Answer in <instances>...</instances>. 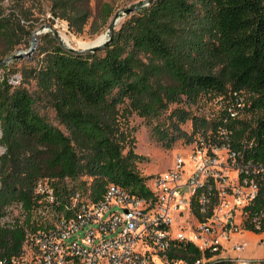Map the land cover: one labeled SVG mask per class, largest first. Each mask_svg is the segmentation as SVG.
I'll return each instance as SVG.
<instances>
[{"label":"trees","instance_id":"1","mask_svg":"<svg viewBox=\"0 0 264 264\" xmlns=\"http://www.w3.org/2000/svg\"><path fill=\"white\" fill-rule=\"evenodd\" d=\"M86 2L51 0L52 19L83 34L91 16ZM114 10L102 2L92 31L108 26ZM26 11L22 3L18 10H0L8 51L21 42L14 40L11 19L20 23ZM43 38L47 46L38 62L21 66L18 82L11 79L17 70L0 75V258L22 255L27 235L46 227L48 212L66 210L77 194L96 201L111 183L150 194L149 176L136 169L144 157L122 115L135 112L152 121L171 104H194L193 110L173 108L165 126L151 125L163 147L213 139L225 125L234 146L264 161V0H153L128 14L112 41L94 52L69 51L49 31L38 36ZM41 102L53 107L59 124L41 112ZM237 102L238 115L231 117L227 107ZM189 120L190 131L183 127ZM42 179L53 189L54 203L36 192ZM211 256L192 242H173L166 259L231 264Z\"/></svg>","mask_w":264,"mask_h":264},{"label":"built area","instance_id":"2","mask_svg":"<svg viewBox=\"0 0 264 264\" xmlns=\"http://www.w3.org/2000/svg\"><path fill=\"white\" fill-rule=\"evenodd\" d=\"M237 106L241 102L227 107L229 116L238 115ZM230 133L224 125L215 138L200 136L187 144L191 167H185L178 153L170 167L149 176V195L115 183L96 201L77 194L66 210L48 212L46 227L27 235L22 255L0 258V264L169 263L166 255L173 242L209 250V260L223 256L231 264H252L255 258L223 252L226 242L242 249L247 240L232 237L235 233H253L264 242V161L248 158L231 142ZM36 192L56 201L46 180L38 182Z\"/></svg>","mask_w":264,"mask_h":264},{"label":"rangeland","instance_id":"3","mask_svg":"<svg viewBox=\"0 0 264 264\" xmlns=\"http://www.w3.org/2000/svg\"><path fill=\"white\" fill-rule=\"evenodd\" d=\"M108 1L110 2L115 10L112 14L109 23L112 18L116 14L119 9H124L131 6H136L139 1L143 0H87V5L91 11V16L89 18V23L86 26V31L83 34H75L72 32L68 26L67 21H64L60 18L52 19V14L50 12V3L51 0H0V10H5V12H9L10 10H18V6L20 3L24 4L27 11L24 16L21 15L20 23H18L17 18L11 19V24L14 27L16 32L15 41H21L20 43H16L13 50H9V43L1 36L0 34V55L1 58H6L12 54L19 52L20 50H26L32 44V39L34 35V30L39 28L43 24L50 25L54 27L60 33L69 37L72 47H76L81 43H91L98 36L100 37L103 33L107 32L108 26L101 28L98 32H93L92 29L96 27H91L92 22L97 17L98 9L102 2ZM139 5V4H138ZM20 14V13H18ZM120 20L116 24L115 28H119L123 20L128 14H120ZM26 16L28 18H26ZM63 27V28H62ZM27 30H30L31 33L27 34ZM51 32V31H49ZM65 32V33H62ZM47 32H43L39 35H43ZM37 35V36H39ZM107 37V33H106ZM63 39V38H62ZM46 38L38 40L37 46L32 54L28 56H24L22 58H18L12 60L7 64L6 67L0 68V75L7 73L9 70H17L16 72H11V79L17 80L20 79L19 68L23 65H35L40 58L41 49L43 46H47ZM66 43V41L63 39ZM71 46V45H69ZM87 47V46H86ZM83 46H78L76 48L83 49L86 48ZM0 58V59H1ZM19 81V80H18ZM30 88H34V81L31 80L29 83ZM189 104V105H187ZM178 105L188 106L192 110L197 108L194 104L185 103L184 101L179 104H171L170 107L163 112V114L159 118H154L152 121L146 119L137 113H132L130 115L120 117L122 126L129 130L134 139V149L138 154H141L144 159L142 161L136 162V169L144 176H153L157 173H160L170 167L173 161L176 159L178 153H181L185 160V167L189 169L192 165L190 155L192 154V150L187 148V144H185L182 140L176 141V143L171 148L163 147L153 136L151 133V125L161 124L165 126V123H168V116L173 108ZM41 112L46 115V117L55 124H59L53 107L47 103L39 104ZM183 127L186 130H191L192 123L191 120L187 121L183 124ZM1 136V129H0ZM5 148L0 145V154L4 152ZM86 176H82L85 178ZM87 178V177H86ZM232 237L236 239L244 238L247 241L243 245L241 250H236L240 255L255 258L252 264H264V242H259V237L256 234L243 232L239 234H234ZM227 245L225 247V251L223 254L229 256H235V252L232 250L233 242H226ZM160 264H169L166 260L163 262H159Z\"/></svg>","mask_w":264,"mask_h":264},{"label":"water","instance_id":"4","mask_svg":"<svg viewBox=\"0 0 264 264\" xmlns=\"http://www.w3.org/2000/svg\"><path fill=\"white\" fill-rule=\"evenodd\" d=\"M153 0H143L139 5L136 6H131V7H127L124 9H119L116 14L114 15V17L112 18L111 22L108 25L107 28V37L104 40H99V36L97 38H95L93 41H91V44L89 46H87L86 48L83 49H78L76 47H72V46H68L64 43L60 33L58 32V30H56L54 27L47 25V24H43L41 25L39 28H37L36 30H34V33H43V32H48L51 31L53 33V35L58 39V41L60 42V44L67 50L75 52L77 54H82V53H87V52H94L96 50H99L103 47H105L106 45H108L112 39H113V30L115 29V26L117 24V20L118 18H120V14H130L132 12H135L137 10H139L142 6L149 4L150 2H152ZM38 43V36L34 37V43L31 44L30 47H28L26 50H20L19 52L12 54L6 58H1L0 59V65L6 64L12 60L18 59V58H22L24 56H28L30 54H32V52L35 50L36 46Z\"/></svg>","mask_w":264,"mask_h":264},{"label":"bare ground","instance_id":"5","mask_svg":"<svg viewBox=\"0 0 264 264\" xmlns=\"http://www.w3.org/2000/svg\"><path fill=\"white\" fill-rule=\"evenodd\" d=\"M119 20H120V18H118V20H117V23L119 22ZM63 28V27H62ZM62 33H65V32H62ZM39 34H41V33H34V35H33V39H32V44L34 43V37L35 36H37V35H39ZM62 38L66 41V45H71V46H73V44L71 43V41H70V39H69V37L68 36H66V35H63L62 34ZM106 38V33H103L100 37H99V40H104ZM91 43H81L80 45H78V46H83V47H86V46H89ZM78 46H76V47H78Z\"/></svg>","mask_w":264,"mask_h":264},{"label":"crops","instance_id":"6","mask_svg":"<svg viewBox=\"0 0 264 264\" xmlns=\"http://www.w3.org/2000/svg\"><path fill=\"white\" fill-rule=\"evenodd\" d=\"M226 245H227V243H226ZM232 250H233V252H235V254L234 255H237V254H239L236 250H234L233 248H232ZM232 255V254H231Z\"/></svg>","mask_w":264,"mask_h":264}]
</instances>
